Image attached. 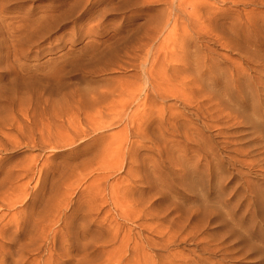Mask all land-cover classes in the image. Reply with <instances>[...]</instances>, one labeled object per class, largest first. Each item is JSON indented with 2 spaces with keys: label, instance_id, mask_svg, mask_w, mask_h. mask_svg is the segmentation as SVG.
Instances as JSON below:
<instances>
[{
  "label": "rangeland",
  "instance_id": "rangeland-1",
  "mask_svg": "<svg viewBox=\"0 0 264 264\" xmlns=\"http://www.w3.org/2000/svg\"><path fill=\"white\" fill-rule=\"evenodd\" d=\"M6 1L0 264H264V0Z\"/></svg>",
  "mask_w": 264,
  "mask_h": 264
},
{
  "label": "bare ground",
  "instance_id": "bare-ground-1",
  "mask_svg": "<svg viewBox=\"0 0 264 264\" xmlns=\"http://www.w3.org/2000/svg\"><path fill=\"white\" fill-rule=\"evenodd\" d=\"M6 2H9V0L6 1ZM8 4H9V3H8ZM8 4H7V5H8ZM0 11H1V10H0ZM3 12H4V9H3ZM0 14H1V13H0ZM1 16H2V15H1ZM0 18H4V17H0ZM5 18H6V17H5ZM43 18H44V17H43ZM23 19H24V18H23ZM42 20H43V19H42ZM44 20H45V19H44ZM44 20H43V21H44ZM36 21H37V20H36ZM43 21H42V22L40 21L41 24H43ZM36 23H37V22H36ZM36 23H35V27H37V26H36ZM22 24H23V23H22ZM39 24H40V23H39ZM39 24H38V27L40 26ZM4 25H5V24H4ZM30 25H31V24H30ZM32 25H33V24H32ZM22 26H23V25H22ZM28 26H29V25H28ZM33 26H34V25H33ZM31 27H32V26H31ZM35 27H33V28L35 29ZM6 29H7V28H6ZM13 31H14V30H13ZM30 31H31V29H30ZM11 34H12V33H11ZM11 36H12V35H11Z\"/></svg>",
  "mask_w": 264,
  "mask_h": 264
}]
</instances>
